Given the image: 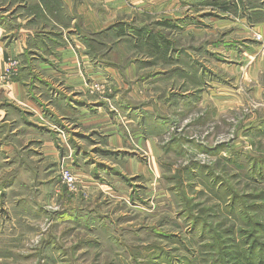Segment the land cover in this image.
Segmentation results:
<instances>
[{"label":"rangeland","instance_id":"374dc122","mask_svg":"<svg viewBox=\"0 0 264 264\" xmlns=\"http://www.w3.org/2000/svg\"><path fill=\"white\" fill-rule=\"evenodd\" d=\"M16 1L1 21L73 24ZM257 32L264 0H93L89 33L62 40L74 59L8 57L1 85L23 83L40 117L0 121V264H264Z\"/></svg>","mask_w":264,"mask_h":264},{"label":"crops","instance_id":"0c3cea01","mask_svg":"<svg viewBox=\"0 0 264 264\" xmlns=\"http://www.w3.org/2000/svg\"><path fill=\"white\" fill-rule=\"evenodd\" d=\"M37 1V7L39 8V13L41 15H45V7L42 6L41 0ZM45 2L51 1V3L55 4L61 13L62 17L64 13L67 19H72L71 22L73 24H69V27L65 30L61 25L54 26V30L57 28L59 30H55V32L50 33L49 31H42L47 35H40V32L43 27L41 25L39 28H28L25 25H29L30 22L36 20L35 14L24 15L25 12L19 17L18 23H22L20 27L15 26L11 21L0 20V76L4 72L5 61L8 57H18L27 53H32L31 55H39L42 50H49L50 46H57V50H59V60H62V53L64 56H72V51L69 47H63V41L73 42L80 40L83 37V32L89 33V7L93 4V0H44ZM103 1V0H102ZM111 0H104L105 3H109ZM113 1V0H112ZM34 0H18L14 3L15 8H20L22 10H30L35 7ZM121 3V2H120ZM9 5V4H8ZM76 16H75V15ZM79 15L82 20H79ZM73 17V18H71ZM79 17V18H78ZM12 20V19H11ZM79 21V22H78ZM74 22H78L80 29H77L76 24ZM63 30V34L61 31ZM42 37V40L41 38ZM63 40V41H62ZM82 41V40H81ZM37 43V44H36ZM37 45V46H36ZM41 51V52H40ZM58 61V60H57ZM89 64H86V68L89 67ZM53 66V65H52ZM72 67L71 65H69ZM80 85L82 84L79 81ZM71 86H74L73 83H69ZM83 87V86H82ZM34 97H30L28 88L23 85V83L12 84L8 88L1 85L0 83V121L4 118L5 124L9 125L11 121L9 117L11 115V111L15 109V107L19 109H26V111H31L35 114V118L39 119L40 117L38 110V104L35 101ZM21 106L22 108L18 107ZM38 109V110H37ZM56 123V122H55ZM57 124V123H56ZM58 125V124H57ZM59 126V125H58ZM8 132H15V130H9Z\"/></svg>","mask_w":264,"mask_h":264},{"label":"built area","instance_id":"2783aa9c","mask_svg":"<svg viewBox=\"0 0 264 264\" xmlns=\"http://www.w3.org/2000/svg\"><path fill=\"white\" fill-rule=\"evenodd\" d=\"M255 41L257 42L258 46H259V55L261 58H264V32H257L255 34ZM19 63L14 60L11 59L9 61V63L6 65L5 67V71L2 75V82H7L9 81L14 75H16L18 73V69H19ZM62 177H63V183L68 185V186H75V182L76 179L73 177V175L67 171V170H63L62 172Z\"/></svg>","mask_w":264,"mask_h":264},{"label":"trees","instance_id":"16d2710c","mask_svg":"<svg viewBox=\"0 0 264 264\" xmlns=\"http://www.w3.org/2000/svg\"><path fill=\"white\" fill-rule=\"evenodd\" d=\"M217 7V6H216ZM222 7V5H221ZM223 8H225L226 10H228L229 8L227 7V4H224Z\"/></svg>","mask_w":264,"mask_h":264}]
</instances>
